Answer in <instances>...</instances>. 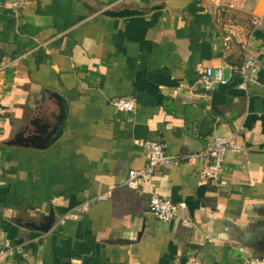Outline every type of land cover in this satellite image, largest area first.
Returning <instances> with one entry per match:
<instances>
[{
    "label": "crops",
    "instance_id": "0c3cea01",
    "mask_svg": "<svg viewBox=\"0 0 264 264\" xmlns=\"http://www.w3.org/2000/svg\"><path fill=\"white\" fill-rule=\"evenodd\" d=\"M122 9L138 14L105 15ZM244 47L258 80L246 91L237 88ZM0 50V242L18 249L0 264L264 258V0H27L18 12L0 0ZM206 67H222L227 85L205 88ZM118 98L135 110L114 111ZM35 107L40 143L63 120L58 138L7 146L25 125L23 139L36 135ZM226 134L243 153L226 155L219 181L202 180L201 162L182 158ZM147 140L181 162L132 190L123 181L146 166ZM151 193L183 205L175 220L149 213Z\"/></svg>",
    "mask_w": 264,
    "mask_h": 264
},
{
    "label": "built area",
    "instance_id": "2783aa9c",
    "mask_svg": "<svg viewBox=\"0 0 264 264\" xmlns=\"http://www.w3.org/2000/svg\"><path fill=\"white\" fill-rule=\"evenodd\" d=\"M27 0H8L10 9L14 12L22 10ZM254 26L258 27L261 24V19L253 21ZM229 37H226L228 40ZM237 74L240 79L237 88L246 91L247 85L258 84L257 80V63L250 56L247 47H244L242 59ZM199 82L209 88L213 83L225 86L228 80L224 77L222 67H206L200 76ZM116 112H133L136 108L135 100L132 98H118L111 103ZM146 150L147 164L143 169L128 171L123 184L132 189L137 190L141 180H150L155 171L167 165H177L181 161L169 157L165 153V145L159 140H147L139 142ZM243 144L238 141L235 134L216 135L210 143L201 151L188 154L182 158L187 164H192L199 161L202 168L199 171V177L206 181H219L224 172L225 157L227 154L243 153ZM4 184L0 177V187ZM109 193H103L94 197L96 201L107 200ZM183 205L176 204L170 199L161 198L155 193H151L148 200V211L156 219L167 223L177 218L178 212ZM63 223V220L60 221ZM181 223L185 226L191 225L187 218L181 219ZM18 252V249L13 247L7 240L0 242V259L4 254H12ZM242 264H264L262 257H250L242 262Z\"/></svg>",
    "mask_w": 264,
    "mask_h": 264
},
{
    "label": "water",
    "instance_id": "95a60500",
    "mask_svg": "<svg viewBox=\"0 0 264 264\" xmlns=\"http://www.w3.org/2000/svg\"><path fill=\"white\" fill-rule=\"evenodd\" d=\"M135 14H138V12L137 11H130L127 9H122V10H118V11L108 10L105 12V15H107L109 17H126V16L135 15ZM53 96L56 98V100H58L59 103L61 102V99L59 98V96L57 94H54ZM32 111H33V113H36V112H38V113H37V116L33 117L28 123H29V125H31L34 128L32 130V133L36 134V135H32V136H29V137L23 139V133L28 128V125H25L23 127V129H20L18 131V133L15 135V138L13 140L6 142L7 146L19 145V146H23V147L45 148L48 145H51L58 138V136L61 133V124L63 121V120H61L62 118L60 119L61 121L59 120L60 125H58V127H55L54 131H51V132L46 134V144H41L40 143V141H41L40 136L42 134H44L43 127L39 125L40 120H41L39 117L41 115V111H39L38 107H35ZM53 223H54V215H53V213H50L46 222H44L40 226L39 230L42 232H47L51 228ZM259 246L264 251V234L260 239ZM253 257H258V256H253Z\"/></svg>",
    "mask_w": 264,
    "mask_h": 264
},
{
    "label": "trees",
    "instance_id": "16d2710c",
    "mask_svg": "<svg viewBox=\"0 0 264 264\" xmlns=\"http://www.w3.org/2000/svg\"><path fill=\"white\" fill-rule=\"evenodd\" d=\"M2 56H3V54H2V51L0 50V61L2 59Z\"/></svg>",
    "mask_w": 264,
    "mask_h": 264
}]
</instances>
